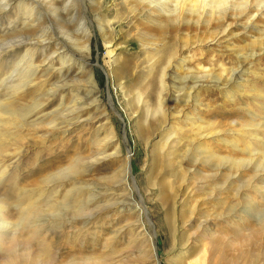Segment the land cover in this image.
<instances>
[{"label": "rangeland", "instance_id": "1", "mask_svg": "<svg viewBox=\"0 0 264 264\" xmlns=\"http://www.w3.org/2000/svg\"><path fill=\"white\" fill-rule=\"evenodd\" d=\"M146 1H5L0 264H264V8Z\"/></svg>", "mask_w": 264, "mask_h": 264}, {"label": "bare ground", "instance_id": "2", "mask_svg": "<svg viewBox=\"0 0 264 264\" xmlns=\"http://www.w3.org/2000/svg\"><path fill=\"white\" fill-rule=\"evenodd\" d=\"M5 1L6 0H0V12L5 9V6H3V5H5L4 4ZM62 1H63V4H62V6H60L61 3H62ZM31 2H33L36 6H46L47 8H51V9H55V10H59L62 7L61 10L63 12H65L64 7L67 4L66 2H64V0H31ZM146 2H149L154 7L159 6L160 8H162V10L165 7L167 8V6H169L170 4L171 5L174 4L173 5V13L174 14L175 13L177 14L179 12V6L181 4L185 5L186 3H189L190 9H188V10H190L192 14H196L197 13V14H200V16H201L202 14H213L214 11H215V7L221 1H219V0H148ZM240 4L241 5L238 7L239 10H240V12H243L245 9H247V7H248L249 4L250 5H254L255 7H258L259 8L258 10L264 8V0H243V2H241ZM220 5H222V4L220 3ZM169 8H172V7H169ZM166 11H165V13H166ZM169 11H168V13H170ZM34 34H36V32L33 33V35ZM36 43L37 42L34 39H30V38L27 39V40L26 39H20V40H14V41L9 42L7 44V46H6V48L13 50L15 48L20 47L22 44H36ZM28 58H29V56L26 57L25 59H23L21 61V65L23 64V61L26 60V59H28ZM35 67L36 66L33 63H29V66L28 67H24L23 69L19 70L16 73V75L19 74L18 75L19 78H23L24 80H27L28 82H32L31 81L32 80L31 78H32V76L34 75V73L37 70ZM242 71H240V72L243 73ZM240 77H241V74L238 73V75L236 76V78L238 79ZM214 82L218 85L217 81H214ZM200 84H201V80L200 79H198L197 77L191 78V82L189 84H187V89H190V91L188 92L189 95H191L192 94V90L194 88H198V86ZM58 87H60V86H58ZM182 89L183 88H181V90ZM51 92L53 93V90L50 91V93ZM197 99L198 98L196 96V101H197ZM0 105H1V103H0ZM72 111H74V109ZM247 205L248 206H246V207H248L249 209H251L253 207L251 202H247ZM247 214L250 215V213H247ZM257 219H258V217H257ZM259 240H260V238L257 236V238H254L253 240H251L250 242H248L244 246L241 245L239 247V246H235V245H228L227 246L228 248H226V249H229L228 251H231V252H234V253L236 251H238V253L237 254L231 253V254H233V257H231V255H230L231 258H228V255H227V258H225L224 257L225 255H223L222 253H220L219 255H217V259H216V261L214 263H211V258L209 256H207V258L205 260V264H256L257 254H258L259 250L261 249V243L259 242ZM224 252H227V250L224 251Z\"/></svg>", "mask_w": 264, "mask_h": 264}, {"label": "snow or ice", "instance_id": "3", "mask_svg": "<svg viewBox=\"0 0 264 264\" xmlns=\"http://www.w3.org/2000/svg\"><path fill=\"white\" fill-rule=\"evenodd\" d=\"M4 227L3 225H0V228Z\"/></svg>", "mask_w": 264, "mask_h": 264}]
</instances>
